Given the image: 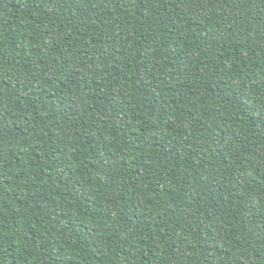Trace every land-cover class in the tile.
<instances>
[{
	"label": "trees",
	"instance_id": "16d2710c",
	"mask_svg": "<svg viewBox=\"0 0 264 264\" xmlns=\"http://www.w3.org/2000/svg\"><path fill=\"white\" fill-rule=\"evenodd\" d=\"M0 264H264V0H0Z\"/></svg>",
	"mask_w": 264,
	"mask_h": 264
}]
</instances>
